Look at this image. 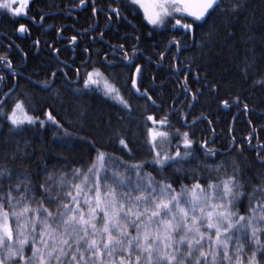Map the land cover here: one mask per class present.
Returning <instances> with one entry per match:
<instances>
[{
  "label": "snow or ice",
  "instance_id": "1",
  "mask_svg": "<svg viewBox=\"0 0 264 264\" xmlns=\"http://www.w3.org/2000/svg\"><path fill=\"white\" fill-rule=\"evenodd\" d=\"M28 5L29 0H0V10L12 17L28 15ZM86 6L93 17L103 10L112 25L128 20L125 9L139 6L153 31L169 25L182 30L181 39L173 35L167 42L169 55H173L171 49L179 53L188 46V39L203 54L221 37L240 38L232 22L247 10L248 0H107L103 5L98 0H76L72 5ZM39 19L43 23L44 15ZM14 22L19 33L30 32L24 23ZM205 25L207 33L198 38L197 28ZM132 27L133 43H128L125 33L115 44L108 41V47L96 55L103 57L106 67L127 69L126 83L138 94L137 99L158 110L145 111L143 119L133 114L132 104L116 84L89 60L81 61L86 65L83 77L76 66L69 75L67 62H62L59 73L50 70L33 85L46 90L63 109L68 106L65 92L79 99L78 94L100 87L103 77V94L121 105V121L128 118L121 128H114L110 118L93 114L82 104L71 107L68 119L58 118L51 103L39 114L30 112L33 97L18 91V84L15 88L6 85L0 98V120L4 122L0 125V264H264V140H259L256 125L241 141L230 135V143L217 146L216 139L203 134L197 140L193 129L200 122L212 125V114L201 112L192 118L184 109H195L205 89L192 90L185 66L174 57L177 62L170 67L182 73L186 102L183 108L164 110L157 103L159 97L145 86L149 72L145 61L151 62L152 56L144 55L141 36ZM96 31L101 39L105 37L104 31ZM78 35L70 38L77 47ZM243 39L249 46L236 65L240 77L264 91V45L258 56L254 37L246 33ZM52 50L61 51L58 47ZM83 51L91 55L90 47ZM164 56L159 52L158 60ZM0 61L16 74L8 55H0ZM195 79L208 82L207 90L214 96L223 87L218 80L209 81L207 73L202 77L196 72ZM4 81L0 74V85ZM58 81L63 90L57 87ZM233 106L250 110L238 94L217 100L220 110ZM171 116H179L189 125L187 130L175 128ZM49 126L55 129L54 155L42 160L43 168L33 173L31 164L36 161L27 134L35 135ZM141 130L143 140L137 139L139 147L134 150L133 137L138 138ZM209 131L214 134L215 128ZM253 134L257 144H253ZM113 140L129 160L104 150ZM245 143L254 150V160L244 155ZM141 148L147 149L148 158L136 160ZM82 151L89 154L86 167L57 168L59 163H68L63 153Z\"/></svg>",
  "mask_w": 264,
  "mask_h": 264
},
{
  "label": "trees",
  "instance_id": "2",
  "mask_svg": "<svg viewBox=\"0 0 264 264\" xmlns=\"http://www.w3.org/2000/svg\"><path fill=\"white\" fill-rule=\"evenodd\" d=\"M75 3L76 0H29V6L33 9L32 15L36 18H39L41 14L57 10L59 6L62 10L67 5ZM140 11L141 10L139 9V12ZM140 13L141 14L138 16L136 15V18H134V21H137L135 24H137L141 30L146 29V27L153 28V26L144 18L142 11ZM79 19L81 28L84 29L86 27L85 20L82 18ZM16 20L20 23L29 25L31 29V37L22 38L19 35V32L16 30L18 24L14 22ZM232 23L236 30L237 37H240L239 39L225 40L221 37L214 45H212L209 52L203 54L199 45L188 39L186 41L188 46L184 48V52L180 55L181 59H179V61H183L185 66L188 64L192 65L191 68L186 67L189 72L188 79L192 86V90L197 88L205 89L204 95L201 97V102L195 107V109L187 108L184 110L191 113L192 118L199 116L201 112L212 114V125L200 122L202 124L198 123L193 129L197 133L196 139L199 140L203 134L211 140L215 133H211L209 129L210 127L215 128V132L219 134L216 138L217 146L230 143L229 136L231 131L234 132L237 141L244 140L253 132V125H256L258 129L259 140H264V91L250 87L249 82L240 77V70L236 66L240 57L243 56L246 48L249 46L243 39L246 33H249L254 37L252 44L256 47L258 56L260 54L261 46L264 45V0H248L247 10L241 14L238 20H235ZM207 30L206 25L197 28V37L199 38L201 35H205ZM155 31V41H151L150 44H161V40H166L168 42L173 35H175L177 39H181L183 36L181 29L172 28L170 25L164 29H157ZM129 32L132 34V27H130ZM38 36V29L31 24L29 19L24 18L23 16L12 17L10 14H4V11L0 10V55H8L13 62L15 70H17L18 66L25 63L23 58L24 53H27L29 59V62L25 67V73L27 75V77L26 75L25 77L28 80H24L20 77L18 91L26 93L27 96L33 97L30 112L39 114L46 104L51 103L55 105V112L58 114V118L64 117L65 119H68L67 113L71 110V107L82 104L87 106L89 111L93 114L100 112L106 115L110 118L114 128L123 127L128 118L125 116L124 121L120 120V117L124 116V112L121 110V105L116 100L105 96L98 88H96L95 91L86 90L83 94H78L80 95L79 99H76L75 96H69L65 92L64 98L67 101L68 106L62 109L46 90L41 91L39 85H33V81L42 79L43 76L51 70V64L53 62V54L51 52L47 56H43L44 58L42 57V54L35 55L36 45H33V41L37 39ZM9 44L12 45L11 48L7 47ZM172 53V63H176L174 57H177V53L174 49H172ZM83 57L85 58V53H80L72 60V62H77L79 60L82 61ZM69 58V56H65L66 60H69ZM261 67L264 68V65ZM196 72H200L202 77L207 73L209 81H220L223 84V87L219 93L215 96L210 94L207 90L208 82L196 81ZM0 74H9V70L4 68L2 61H0ZM117 75L119 76L116 78V84L121 88V94L132 104L133 114L135 116L143 119L145 111L149 113L158 111L150 102L145 101L144 99H137L138 94L133 93L129 85L126 83L128 78L125 77V70ZM119 80L121 81L118 83ZM171 81V84L166 85L164 84V77H157V86L155 87V90H153L155 96L159 97L157 103L160 104L164 110H168L172 106L175 108H183L182 100L181 98H178L182 89L181 84L183 81L180 82L178 78L175 81L173 79ZM14 84V81L10 82L12 87H14ZM57 87L63 90L64 85L61 81H58ZM4 92L5 91L0 89V98H3L2 94ZM235 94L240 95L242 100H246L249 103L250 110L248 112H245L242 106L239 108L233 106L227 111H225V109L220 110L217 107V100L219 97L227 98L230 95ZM170 120L172 125H174L175 128H180L181 131L187 130L189 126L186 125L179 116H171ZM249 120H251V123H249ZM2 124H4V122L0 120V125ZM65 126L67 127L68 125L66 124ZM197 127L200 128L198 131L196 130ZM54 131L55 129L49 126L47 130L40 129L35 135H33V133L27 134V138L33 146V154L36 161L31 164L33 173H36L43 168L44 165L42 160H47L54 155L51 151ZM137 139L142 142L143 130L139 133L138 138L133 137L134 150L139 147ZM257 143L258 140L254 137L253 144ZM46 149L48 150L47 152L45 151ZM104 150L110 154L114 153L117 157L123 156L124 160L130 159L128 155L121 151L120 146L116 144L114 140L113 143L110 146H106ZM146 152V148H141L139 151H136L135 159H147ZM63 155L67 157L68 163L57 164L58 169L67 170L70 165L87 166L89 154L86 151L71 154L65 152ZM244 155L249 160H254L255 152L247 143L244 144ZM148 171H153V169L148 168ZM153 174L155 175V172H153ZM168 175L172 176L173 173L169 171ZM249 175L251 176L252 174L249 173ZM252 179L254 180L255 177L253 176Z\"/></svg>",
  "mask_w": 264,
  "mask_h": 264
},
{
  "label": "flooded vegetation",
  "instance_id": "3",
  "mask_svg": "<svg viewBox=\"0 0 264 264\" xmlns=\"http://www.w3.org/2000/svg\"><path fill=\"white\" fill-rule=\"evenodd\" d=\"M107 0H98V3L101 5L105 4ZM73 5V4H72ZM72 5H67L64 9H60V6L57 10L52 11V12H47L44 13L45 20L43 23L40 22V17L36 18L35 16L32 15L33 9L31 6L28 5V15H21L24 18H27L30 20L31 24L36 27L39 31V36L37 39L41 41L39 45H36V52L35 55H41L47 56L50 52L53 54V62L51 64V70L57 71L59 73L60 70L64 68V65L62 62H67L68 64V70H69V75H72L71 69L76 66L81 68L80 72V77L84 76V69L86 65L81 63V60L77 62H72L73 59L77 57L80 53H85L83 51V48L85 47H90L91 50V55L88 53H85V58L83 57V60H89L90 64H94L96 67H99L100 70L104 73L105 76H109L110 80L114 82L115 84L117 83V77L121 74L124 70L126 73V78H129V73L127 69L123 67H106L103 57L101 55H96L98 52H102L104 49L108 47V41H111L113 44L117 42L118 39L124 36L125 33H128V43H133L131 39V34H130V27L132 25H135V29L137 33L141 36V45L143 47L144 55L145 56H152L151 62H147L148 67H149V72L146 74L145 77V86L148 87L153 93L155 90V87L157 86L156 81L157 77H164V84L168 85L171 84V80L173 79L174 81L177 80V78L180 80V82L183 81L182 78V73H178L175 71L174 68L170 67V64H172V57L173 55H169V46L166 40L162 41L161 44H155L151 43L154 40V34L156 31H153V28H148L141 30L139 26H137V21H134V18H136V15L138 16L141 14L140 12L142 11L139 6H135L134 8L131 9H125V13L128 16V20L118 22L115 25H112V22L108 20L105 16V12L103 10L99 11L95 17H93V14L91 13L90 9L86 7L82 8H75L72 7ZM139 9L141 10L139 12ZM143 14V11H142ZM35 17V21H33L31 18ZM82 18L85 20L86 27L84 29L81 28L80 25V19ZM87 19V20H86ZM64 20V21H63ZM58 21V24H57ZM128 21H131L132 23L129 24ZM95 24L96 27L93 28L92 25ZM29 29V25L25 24ZM52 27H49V26ZM59 28H64L65 31L62 33L57 32L55 29ZM96 28L100 29L101 31H104L106 33L105 37L101 39L96 31ZM133 28V27H132ZM179 28V27H177ZM85 29H91L90 32L85 33ZM161 31V30H159ZM149 33H152L151 36H149ZM181 33L183 34L182 30ZM78 35V44L79 47H77L76 44L71 43L70 38L73 35ZM31 37V29L30 32L25 34V37ZM95 37V39H93ZM36 40V39H35ZM35 40L33 41V45H35ZM164 42V44H163ZM53 47H58L61 49L60 53L57 54L53 52ZM184 48L181 49L179 53H177L178 57V62L182 65L185 66L183 61H179L181 59V54L184 52ZM172 51V49H171ZM159 52H164L165 56L164 59L158 60V53ZM69 56V60L65 59V56ZM23 58L25 60V63L21 66L17 67L16 74L13 73L12 70H9V74H3L5 76V81L3 85H0V89L3 91H6V85H10L11 81H14V87L15 85L18 84L20 77L24 80H28L26 77L25 73V67L28 64V56L25 57L23 55ZM44 58V57H43ZM177 62V61H176ZM30 69V68H29ZM88 70L91 71V67H88ZM185 71L188 74L189 77V72L185 66ZM38 74V73H37ZM26 75V77H25ZM155 76L156 79L153 81L150 77ZM76 79V77H74ZM121 80L118 81V83ZM153 87H152V86ZM103 86H104V80L103 77H101V85L100 87H97L103 92ZM117 86V84H116ZM13 87V88H14ZM95 87V86H93ZM120 91L121 88L117 86ZM178 98H181L182 100V105L186 102V93L181 89L180 94L178 95ZM229 110V109H227ZM225 109V111H227ZM202 124V123H200ZM187 125V124H186ZM200 128L197 127V131ZM218 133L215 132L213 135L212 139H216L218 137ZM230 135H234V132L231 131ZM235 136V135H234ZM256 135L254 134V137ZM249 146V145H248Z\"/></svg>",
  "mask_w": 264,
  "mask_h": 264
},
{
  "label": "water",
  "instance_id": "4",
  "mask_svg": "<svg viewBox=\"0 0 264 264\" xmlns=\"http://www.w3.org/2000/svg\"><path fill=\"white\" fill-rule=\"evenodd\" d=\"M19 35H20L21 37H25V34L19 33ZM15 87H16V85H15ZM15 87H14V88H15Z\"/></svg>",
  "mask_w": 264,
  "mask_h": 264
},
{
  "label": "rangeland",
  "instance_id": "5",
  "mask_svg": "<svg viewBox=\"0 0 264 264\" xmlns=\"http://www.w3.org/2000/svg\"><path fill=\"white\" fill-rule=\"evenodd\" d=\"M146 2H149V0H146ZM143 11V9H141Z\"/></svg>",
  "mask_w": 264,
  "mask_h": 264
},
{
  "label": "bare ground",
  "instance_id": "6",
  "mask_svg": "<svg viewBox=\"0 0 264 264\" xmlns=\"http://www.w3.org/2000/svg\"><path fill=\"white\" fill-rule=\"evenodd\" d=\"M227 110V108H225Z\"/></svg>",
  "mask_w": 264,
  "mask_h": 264
}]
</instances>
